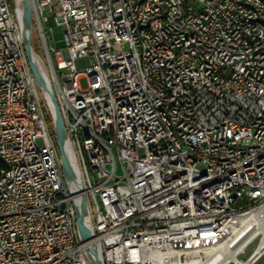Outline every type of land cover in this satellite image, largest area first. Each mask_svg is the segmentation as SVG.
I'll use <instances>...</instances> for the list:
<instances>
[{
  "label": "built area",
  "instance_id": "built-area-1",
  "mask_svg": "<svg viewBox=\"0 0 264 264\" xmlns=\"http://www.w3.org/2000/svg\"><path fill=\"white\" fill-rule=\"evenodd\" d=\"M204 1L209 11L183 0H28L43 57L33 54L79 166L68 187L74 160L61 164L47 125L22 2L0 0V155L13 161V171L0 165V264H94L92 246L104 264H188L192 250L222 264L264 224V6ZM45 24L64 28V50L49 45ZM136 34L151 47L148 73ZM82 197L89 242L76 219Z\"/></svg>",
  "mask_w": 264,
  "mask_h": 264
},
{
  "label": "water",
  "instance_id": "water-1",
  "mask_svg": "<svg viewBox=\"0 0 264 264\" xmlns=\"http://www.w3.org/2000/svg\"><path fill=\"white\" fill-rule=\"evenodd\" d=\"M21 2H22L23 12H24V36H23L24 51H25V55H26V58L29 64L30 71L32 75L34 76L35 80L37 81V83L39 84V86L44 91L46 98L50 104V109L48 113H49V116L51 118L52 125L54 128V136H55L56 145L59 151L61 164L63 166L66 165L68 161V157H71L74 160V171L71 173V176L68 177L65 173L63 175L66 181V185L70 187L71 184L76 179H79V181L81 179L78 162L76 160L74 151L72 150V148L70 147L68 143L67 133H66V130H65L62 118H61V114H60V111H59V108L56 102V98H55V94L53 91L51 81L46 74H43L33 54V49L31 46L32 19H31V11H30L29 2L28 0H21ZM76 219H77V224L82 233L83 241L84 242L91 241L94 235L90 231L87 225L86 212H85V206H84V197L81 198V201L78 207L76 208ZM92 249L95 251L97 258H98V262L95 263L92 257L89 255L92 262L94 264H104V258H103L100 247L92 246ZM253 261H254V256L249 258L246 261V264H252Z\"/></svg>",
  "mask_w": 264,
  "mask_h": 264
},
{
  "label": "bare ground",
  "instance_id": "bare-ground-1",
  "mask_svg": "<svg viewBox=\"0 0 264 264\" xmlns=\"http://www.w3.org/2000/svg\"><path fill=\"white\" fill-rule=\"evenodd\" d=\"M191 5V11H209V4L204 0H183ZM256 3H261L264 6V0H251ZM261 19H264V11H261ZM256 31L264 32V22H256ZM136 46L138 47V63L140 73H148L150 70V54L151 47L146 41L144 34H136ZM238 51H245V44H238ZM254 60V52L245 53V61ZM41 71L45 74L41 64L38 62ZM149 92L158 93L157 83H149ZM175 104L166 105V113H174ZM170 141L174 142V145H183V138L180 133H178L177 125H169ZM259 148H264V139H259ZM0 165H2L5 171H13V161L10 156L0 155ZM250 218H245L243 223L249 222ZM258 236H261V240L256 246L253 252L257 255L261 254L264 250V224L260 226L258 224L257 230L252 233H248L246 238L237 244L233 249L229 250L227 257L222 264H246V261H241L238 259L239 254L245 247L253 242ZM168 264H175V262H168ZM188 264H201V252L199 250L188 251ZM214 264V263H209Z\"/></svg>",
  "mask_w": 264,
  "mask_h": 264
},
{
  "label": "rangeland",
  "instance_id": "rangeland-1",
  "mask_svg": "<svg viewBox=\"0 0 264 264\" xmlns=\"http://www.w3.org/2000/svg\"><path fill=\"white\" fill-rule=\"evenodd\" d=\"M46 34L49 38V45L56 51H62L65 48L64 42H63V33L64 28L59 26H49L48 24L44 25ZM31 46L35 50L37 54H39L41 57H43V52L41 48L40 41L38 39V36L36 35V32L32 29V35H31ZM75 67L78 71L82 70L83 64L82 61H75ZM80 86L82 89L87 88V80L81 79L80 80ZM259 239H256L254 242H252L244 251V253L239 254L238 259L241 261H247L248 258L251 256L253 251L255 250L256 246L258 245ZM233 264V263H231ZM253 264H264V255L257 260Z\"/></svg>",
  "mask_w": 264,
  "mask_h": 264
},
{
  "label": "trees",
  "instance_id": "trees-1",
  "mask_svg": "<svg viewBox=\"0 0 264 264\" xmlns=\"http://www.w3.org/2000/svg\"><path fill=\"white\" fill-rule=\"evenodd\" d=\"M46 118H47V125L49 129H52L53 125H52V121L51 118L49 116V113L46 111Z\"/></svg>",
  "mask_w": 264,
  "mask_h": 264
}]
</instances>
